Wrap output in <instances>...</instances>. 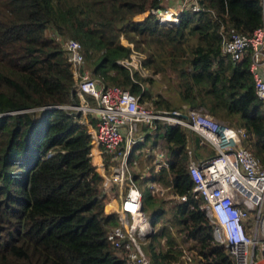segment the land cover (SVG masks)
Here are the masks:
<instances>
[{"label": "trees", "instance_id": "obj_1", "mask_svg": "<svg viewBox=\"0 0 264 264\" xmlns=\"http://www.w3.org/2000/svg\"><path fill=\"white\" fill-rule=\"evenodd\" d=\"M200 2L208 9H182L177 22L163 23L156 12L165 9L160 0H0V264H127L107 237L103 187L86 123L79 111L59 106L76 101V95L58 34L80 41L82 69L143 99L153 95L145 85L153 78L120 63L132 49L142 51L144 67L176 77L178 101L157 93L155 106L203 107L243 126L245 143L264 164V104L249 58L234 60L220 47V26L253 31L261 21V2ZM147 7L155 10L133 17ZM194 133L198 155L202 144ZM159 137L170 165L138 181L153 226L142 242L149 259L177 264L187 239L193 250L187 264H234L226 245L213 237L199 207L202 198L192 195L186 128L157 122L148 139L156 143ZM148 179L171 184L165 193L186 198L153 194Z\"/></svg>", "mask_w": 264, "mask_h": 264}, {"label": "built area", "instance_id": "obj_2", "mask_svg": "<svg viewBox=\"0 0 264 264\" xmlns=\"http://www.w3.org/2000/svg\"><path fill=\"white\" fill-rule=\"evenodd\" d=\"M260 2L259 25L246 33L222 24L220 47L234 60L249 58L255 91L264 104V0ZM165 9L156 8L158 20L173 23L178 21L182 9L208 8L200 0H179L178 7L170 10L173 18L169 19L163 18ZM56 37L68 51L76 95V101L59 106L79 111L80 119L86 123L92 162L103 187L107 237L127 264H154L142 245L153 226L143 210L138 181L151 170L169 167L172 160L166 146H157L148 139L157 122L183 126L199 135L200 144L213 150L195 154V147L190 144L192 136L187 132L192 195L202 198L199 207L212 223L213 237L226 245L234 264H264V164L245 143L246 129L215 118L203 107L155 106L123 86L105 85L82 69L84 56L78 39L62 38L59 34ZM143 56L132 49L120 63L143 74ZM147 185L153 194L163 190L154 179H148ZM175 195L186 198L185 194Z\"/></svg>", "mask_w": 264, "mask_h": 264}, {"label": "rangeland", "instance_id": "obj_3", "mask_svg": "<svg viewBox=\"0 0 264 264\" xmlns=\"http://www.w3.org/2000/svg\"><path fill=\"white\" fill-rule=\"evenodd\" d=\"M164 7L166 8L165 11L167 10H175L178 5H179V0H160ZM153 7H147L146 9H144L142 12H139L135 15L137 16H133L134 18H142V16H145L148 12L150 11H153ZM49 31V30H48ZM63 38V37H62ZM123 42H126L125 38H122ZM142 52V51H141ZM143 53V52H142ZM144 54V53H143ZM144 73L142 75L146 76H151L153 78L152 81H147L145 83L146 86H148L152 92V96L149 97V98H146L144 97L145 100H147L148 103L150 104H154V100L152 99L157 93H161L165 98L167 99H170L171 101H178V93L175 89V81H176V77L174 75V73L172 72H167L165 74L161 73V72H152L149 68H146L144 67ZM155 98V97H154ZM152 100V101H151ZM173 108H182V107H173ZM222 120V119H221ZM224 121V120H223ZM227 122V121H225ZM187 132L189 133L190 136H192V134L194 133L193 131H188ZM195 134V133H194ZM193 137V136H192ZM152 141V140H150ZM153 143V142H152ZM157 146H165V141L163 138H160V139H157L156 143ZM190 144H191V141H190ZM200 148V153H198V155H201V154H206L208 153L211 148L207 145V144H204L202 146L199 147ZM146 177V176H145ZM161 186L163 187V190L159 189V192L157 193H154L156 195H165L164 197L165 198H171V197H175V193H172L170 190L165 193V191L168 189V188H165L167 186L161 184ZM174 194V195H171ZM168 196H171V197H168ZM153 232V230L151 231V233ZM150 233V235H151ZM150 235L147 236V238H145V240L143 241H146L149 239ZM183 244H184V250H183V254H182V257L180 258L179 262L177 264H187V261H189L190 257L192 256L193 254V250H190L188 249L186 246L188 244V241L187 239H185L183 241ZM118 255L121 256V252L118 250L117 251ZM147 254V253H146Z\"/></svg>", "mask_w": 264, "mask_h": 264}, {"label": "bare ground", "instance_id": "obj_4", "mask_svg": "<svg viewBox=\"0 0 264 264\" xmlns=\"http://www.w3.org/2000/svg\"><path fill=\"white\" fill-rule=\"evenodd\" d=\"M165 15H167L165 19H168L169 17L173 18V15L170 13L169 10L164 12L163 18H164Z\"/></svg>", "mask_w": 264, "mask_h": 264}, {"label": "crops", "instance_id": "obj_5", "mask_svg": "<svg viewBox=\"0 0 264 264\" xmlns=\"http://www.w3.org/2000/svg\"><path fill=\"white\" fill-rule=\"evenodd\" d=\"M166 16H167V15L164 16V19L166 18ZM142 17H143V16H142ZM169 18H170V17H169ZM169 18H168V19H169Z\"/></svg>", "mask_w": 264, "mask_h": 264}]
</instances>
